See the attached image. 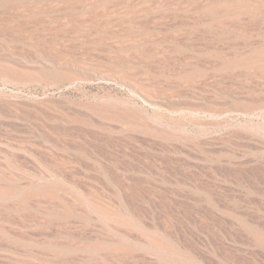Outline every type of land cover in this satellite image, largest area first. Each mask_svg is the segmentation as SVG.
Returning a JSON list of instances; mask_svg holds the SVG:
<instances>
[{
	"label": "rangeland",
	"instance_id": "obj_1",
	"mask_svg": "<svg viewBox=\"0 0 264 264\" xmlns=\"http://www.w3.org/2000/svg\"><path fill=\"white\" fill-rule=\"evenodd\" d=\"M0 264H264V0H0Z\"/></svg>",
	"mask_w": 264,
	"mask_h": 264
}]
</instances>
